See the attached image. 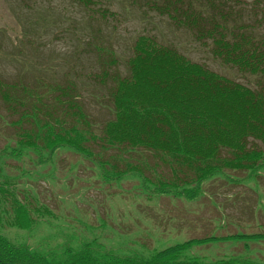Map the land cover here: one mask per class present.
<instances>
[{"label":"trees","instance_id":"obj_1","mask_svg":"<svg viewBox=\"0 0 264 264\" xmlns=\"http://www.w3.org/2000/svg\"><path fill=\"white\" fill-rule=\"evenodd\" d=\"M5 1L12 13L24 12V36L34 35V30L41 34L54 23L48 16L56 2L42 5L44 0H34L33 9L26 12L30 0ZM59 3H64L60 10L69 6L75 16L80 15L70 18L67 30L77 41L78 52L84 51L92 61L85 70L81 66L61 79L44 65L37 76L35 65L34 70L27 66L10 79L0 76V132L11 128L16 144L7 146L9 136L0 133L4 141L0 223L25 227L38 219L35 213L40 217L51 213L47 207L40 213L32 210L29 193L19 192L16 180L28 179L29 172L21 177L4 172L6 166H13L6 160L18 162L31 152L39 157L37 164L56 162L55 154L66 149L89 159L107 182L134 175L151 194L188 201L197 199L203 183L213 176L242 170L247 172L242 180L255 179L264 170V0ZM132 8L145 23L152 22L154 14L165 17L168 27L182 29L208 46L214 59L256 80L245 84L220 74L146 29L132 39L128 55L119 54L111 32ZM79 23L82 33L77 32ZM109 27L112 30L105 31ZM88 81L93 89L83 92ZM98 105L100 117L87 111L88 106ZM225 153L228 158H223ZM235 235L264 240V233ZM227 238H191L148 257L108 251L97 257L85 243L78 250H67L66 257L55 258L0 233V264H264L240 256L204 262L180 258L194 245Z\"/></svg>","mask_w":264,"mask_h":264},{"label":"rangeland","instance_id":"obj_2","mask_svg":"<svg viewBox=\"0 0 264 264\" xmlns=\"http://www.w3.org/2000/svg\"><path fill=\"white\" fill-rule=\"evenodd\" d=\"M51 2L57 3L48 16V20L54 23L41 34L34 30V35L24 36L27 22L24 12L14 14L10 4L0 0L2 78L15 77L27 66L34 70L33 65L37 76L41 73L39 66L44 65L51 66L50 71L61 79L64 74L72 75L81 66L85 70L91 63L92 57L84 51L78 52L80 47L67 30L70 18L75 16L74 10L68 6L62 11L60 6L64 3L59 0ZM27 3L31 8L26 7V12H31L35 1ZM47 4V0L42 3ZM141 17L132 8L121 17L123 21L118 24V29L111 32L112 46L119 54L128 55L132 39L146 29L159 40L176 44L192 59L220 74L245 84H251L253 78L256 80L254 75H243L235 67L214 59L208 46L195 41L182 29L168 27L165 17L154 14L150 23L142 22ZM110 30L111 27L105 31ZM77 32L82 33L81 23ZM81 79L86 80L85 77ZM88 89H93L90 82L82 91ZM87 111L100 117L99 105L88 106ZM105 117L103 113L102 120ZM0 133L9 136L7 146L16 147L11 139V128ZM3 143L0 137V145ZM65 150L55 154L56 162L49 160L36 164L39 157L34 152L18 162L6 160L13 168L6 166L5 173L21 177L22 173L29 172L28 179L21 177L16 181L19 192L25 190L29 193L32 210L36 209L38 213L45 207L51 210L50 214L44 212L41 217L35 213L38 219L25 227L0 223V233L9 240L55 258L66 257L67 250H78L85 243L97 257H102L106 251L148 257L187 239L230 236L194 245L182 252L180 258L196 257L204 262L240 256L264 262V240L235 235L264 233V170L255 179L242 180L247 175L242 170H229L224 176H213L203 183L201 195L188 201L182 197L151 194L134 175L107 182L95 167L96 173L89 159ZM226 157L227 153L223 158ZM163 172L166 171L163 169Z\"/></svg>","mask_w":264,"mask_h":264}]
</instances>
